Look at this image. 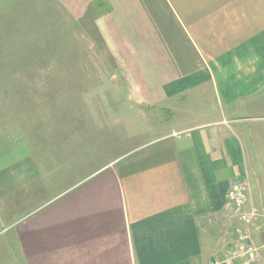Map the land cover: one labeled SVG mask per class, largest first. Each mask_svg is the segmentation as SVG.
Here are the masks:
<instances>
[{"label": "crops", "instance_id": "crops-1", "mask_svg": "<svg viewBox=\"0 0 264 264\" xmlns=\"http://www.w3.org/2000/svg\"><path fill=\"white\" fill-rule=\"evenodd\" d=\"M196 2L176 21L195 51L190 67L135 104L150 116L162 109L177 127L158 128L135 155L27 214L2 239L0 264H209L243 227L226 200L236 180L248 183L246 210L259 213L250 232L264 264V0ZM132 42L144 69V43ZM196 89L214 97L218 117L202 115L205 102L179 100Z\"/></svg>", "mask_w": 264, "mask_h": 264}, {"label": "rangeland", "instance_id": "rangeland-1", "mask_svg": "<svg viewBox=\"0 0 264 264\" xmlns=\"http://www.w3.org/2000/svg\"><path fill=\"white\" fill-rule=\"evenodd\" d=\"M196 1L0 0V243L27 214L151 144L158 128L177 127L162 109L152 117L135 104L170 71L190 67L195 51L177 22ZM135 38L144 69L132 58ZM205 95L196 89L179 100L205 102L202 115L218 117Z\"/></svg>", "mask_w": 264, "mask_h": 264}, {"label": "built area", "instance_id": "built-area-1", "mask_svg": "<svg viewBox=\"0 0 264 264\" xmlns=\"http://www.w3.org/2000/svg\"><path fill=\"white\" fill-rule=\"evenodd\" d=\"M248 183L236 180L227 192V202L238 220L245 227V231H239L234 245L227 249L225 254L210 262V264H255L258 260V252L251 241L250 228L256 212L246 210L248 201Z\"/></svg>", "mask_w": 264, "mask_h": 264}]
</instances>
